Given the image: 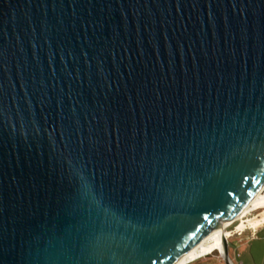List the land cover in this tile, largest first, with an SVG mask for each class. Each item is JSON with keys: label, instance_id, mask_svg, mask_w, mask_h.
I'll return each mask as SVG.
<instances>
[{"label": "water", "instance_id": "water-1", "mask_svg": "<svg viewBox=\"0 0 264 264\" xmlns=\"http://www.w3.org/2000/svg\"><path fill=\"white\" fill-rule=\"evenodd\" d=\"M264 183V0H0V264H174Z\"/></svg>", "mask_w": 264, "mask_h": 264}, {"label": "rangeland", "instance_id": "rangeland-1", "mask_svg": "<svg viewBox=\"0 0 264 264\" xmlns=\"http://www.w3.org/2000/svg\"><path fill=\"white\" fill-rule=\"evenodd\" d=\"M264 208L260 207L251 213V217L260 215ZM239 224L232 222L227 228L231 231ZM229 254L236 264H264V222L255 228L247 227L229 237ZM189 264H226L221 255L207 254Z\"/></svg>", "mask_w": 264, "mask_h": 264}, {"label": "bare ground", "instance_id": "bare-ground-1", "mask_svg": "<svg viewBox=\"0 0 264 264\" xmlns=\"http://www.w3.org/2000/svg\"><path fill=\"white\" fill-rule=\"evenodd\" d=\"M264 208V183L251 198V200L239 209L235 215L224 225V228L219 229V236L225 241L238 231H243L247 227H256L264 222V212L260 215L251 217V213L258 208ZM239 221L234 231L229 230L227 227L234 222ZM218 245V240L212 235H206L191 249H189L176 263L174 264H189L196 261L207 254H211L212 247Z\"/></svg>", "mask_w": 264, "mask_h": 264}]
</instances>
